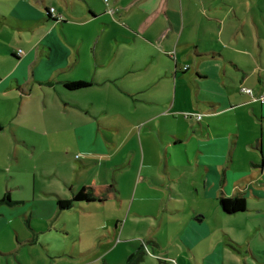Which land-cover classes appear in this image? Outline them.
Wrapping results in <instances>:
<instances>
[{"label":"crops","instance_id":"1","mask_svg":"<svg viewBox=\"0 0 264 264\" xmlns=\"http://www.w3.org/2000/svg\"><path fill=\"white\" fill-rule=\"evenodd\" d=\"M82 1L85 8H78L73 0H64V8L41 0L42 9L32 0H10L8 9H0L1 26L7 23L11 29L28 28L33 32L29 42L22 38L9 42L1 37L0 96H16L20 102L17 114L22 117L26 109L31 112L32 103L29 106L28 102L35 97L32 93L35 84L43 91L50 88V95L59 100L63 111L71 113L69 109H73L75 116L80 117L72 140L85 162L87 157L96 160L116 155L122 146L112 141L106 150L103 144L109 142L106 130L119 134L125 121L133 120L136 102L149 107L147 114L140 113L135 125L141 124L148 132L151 130V141L156 139L159 152L164 151V159L156 155L154 163L159 162L165 175L171 173L172 167L177 172L188 169L191 175L202 178L197 185L193 184L198 186L196 195L201 196L200 200L185 212L179 229H173V234H180L178 237L190 254L192 264H264V240L252 236L238 242L228 232V223L225 225L223 221L226 216L243 215L246 210H264V102L259 100L264 91V0H95L98 5L94 0ZM50 7L62 16V21L50 23L52 18L47 14ZM71 28H76L79 34H73ZM87 37L93 38L88 47L83 42ZM18 44L23 48L16 46ZM18 49L24 54L17 55ZM64 80H86L90 85L68 90L62 86ZM242 87L249 88L251 95L241 91ZM84 89H96L105 97L104 102L96 104L92 97L78 100L70 94ZM142 92L154 93L150 100H137L136 94ZM49 93L44 92V98ZM115 102L121 114L116 120L103 123ZM195 112L205 115L197 121ZM178 119L181 121L176 122ZM43 125L40 134H46L47 125ZM90 126L93 128L89 129ZM38 128L31 122L20 127L32 131ZM135 128L132 124L130 131ZM95 129V142L99 147H85L81 138L91 144ZM195 136L198 144L195 143L192 158L187 150L179 149L186 154L187 164L170 165L171 148L181 147L185 138ZM13 137L32 147L37 142L32 136L15 131ZM132 157L131 153H126L116 163L122 167ZM153 157L154 153L149 150L142 162H153ZM150 178L159 182L151 169L146 176L147 184ZM63 180L66 182L65 178ZM104 186L118 192L107 181L97 187L85 186L87 188L80 192L70 189L72 195L85 194L90 200L94 196L88 194V189L102 193ZM18 188L9 192L5 181L0 182V197L8 191L10 200L0 202V226L9 225L18 230L15 219L19 213L15 205L29 203L26 205L30 210L32 207L43 210L36 224L29 223L35 232H49L53 228L69 232L65 220L52 223L61 213L55 201L64 198L63 195L57 190L45 192V195H53L45 199L32 191V195L25 198L17 194ZM222 196H244L246 210L223 212L219 204ZM140 202L143 201H137L133 211L135 215L143 213L138 207ZM97 203L95 201L94 205L98 206ZM146 213L156 215V212ZM117 222L113 224L114 235L118 232ZM164 222L179 224V221L162 217L161 225ZM141 230L147 233L145 228ZM159 230L147 241L158 244ZM123 232L122 224L120 235ZM136 232L141 231L134 229L126 234ZM25 241L33 240L22 239L21 243ZM138 245L131 243L132 251ZM5 252L0 247V264H11Z\"/></svg>","mask_w":264,"mask_h":264},{"label":"rangeland","instance_id":"2","mask_svg":"<svg viewBox=\"0 0 264 264\" xmlns=\"http://www.w3.org/2000/svg\"><path fill=\"white\" fill-rule=\"evenodd\" d=\"M8 1L10 0H0V9H8L10 5ZM32 1L38 3V6L43 9L41 0ZM73 1L78 8L86 7L82 0ZM44 3H52L61 8L65 6L64 0H44ZM95 3L98 5V1ZM53 22L54 20H50V23ZM3 24V26L0 25V39L3 37L9 42H13L12 39L20 41L22 38V41L29 42L33 36V32L28 28L14 30L7 23ZM71 32L75 35L79 34L76 28H71ZM92 39V37H87L84 38L83 42L87 43L88 47ZM16 46L23 48L22 44ZM0 63H2L1 59ZM8 68L6 66V69ZM44 92H50L45 96L46 98H44ZM32 93L35 97L32 98V102H28L29 106L32 103L31 112L29 113L26 109L22 117L17 114L20 102L16 96H0V123L4 128L0 131V182L5 181V186L9 192L11 189L19 187L16 189L18 190L17 194L25 198L30 197L32 191H35L37 196L47 199L53 195H45L44 193L56 190L64 198H71L72 188H76V192H80L89 185L97 187L104 184L105 181L110 186L113 184L118 192L107 190L104 186L102 193H94L89 188L88 193L94 196L90 200L86 198L85 194L82 197L75 195L73 209L60 211V215H56V218L54 217L52 220V223L65 220L69 232L53 227V230L49 232L47 230L35 232L29 223L32 221V224H36V220L42 218L43 210L41 207H32L30 210L26 205L29 203L15 205L18 207L17 212L19 213V217L15 221L19 229L14 230L9 225L3 226L2 223L0 226L2 241L0 247L6 251L4 253L5 258L9 257L11 264H124L126 255L132 251L131 243H142L146 246V255L141 264H192L190 254L184 246L182 247L183 243L178 237L180 234L177 236L173 234V229L181 226L180 222L184 220L185 212L187 213L192 206H196L200 200L198 198L201 196L196 195L198 186L194 187L193 184L197 185V182L202 181V178L197 174L191 175L188 169L177 172V169L172 167H170L171 173L165 175L164 170L159 168V162L154 163L156 155H162V160L164 159V151L159 152L160 148L156 139L151 141V130L148 132L147 129L141 127V124L135 125L137 118L142 115L140 113L147 114L149 107L136 102L135 111L132 112L133 120L125 121V125L119 130V134H113L112 130H106L105 133L109 139L108 143H103L106 150L109 149V143L112 141L119 142V146H122L121 149L119 148L117 157H115L117 154L112 158L105 156L96 158V160L87 157L85 162L83 154L76 149L72 140L75 125L79 123L80 117L75 116L73 109H69L71 113L63 111L60 108L59 100L50 95V88H45L43 91L35 84V91ZM153 93H137L135 97L138 98L137 100L141 98L150 100ZM70 94H73L78 100L92 97L96 104H101L105 99L104 96L96 92V89H84L81 92L75 91ZM44 101L47 102L44 103ZM120 114L119 104L115 102L111 114L102 122L116 120ZM193 115H200V118L196 119L199 121L205 114L195 112ZM178 121L181 119L176 122ZM30 122L37 124L39 128L36 131L20 129L24 123ZM43 124L47 125L46 134H40L44 127ZM98 124L103 127L102 123ZM132 124L136 127L133 132L130 131ZM14 131L22 133L26 137L32 136L37 140L36 145L32 147L21 143L17 140L18 138L13 137ZM127 131L129 134H127L124 142L123 138ZM78 132L79 130H77ZM95 133L96 129L91 144L81 138L85 147H99L95 142ZM151 136L157 138L155 134H151ZM195 143L198 144L196 136L192 139L189 137L184 139L181 147L171 148L172 159L169 164L174 167L186 165V154L179 149L187 150V154L192 158L196 150ZM149 150L154 153L153 162H142L143 155L145 158ZM126 153H131L133 157L131 160L127 159L121 167L120 163H116V160H121ZM150 169L152 172L154 170L155 177L159 182L150 178L148 184L146 183V176ZM177 173L180 174L179 177H177ZM63 178L66 179V182ZM96 195H99L100 198H97ZM132 200L134 201L131 206ZM95 201H98V206L94 205ZM137 201H143L138 205L143 213L135 215L133 211L137 206ZM129 207L132 210L130 212H128ZM88 208L89 210H87ZM146 212H156V215ZM241 214L243 215L224 217L223 221L225 225L228 223L227 229L230 235L238 239V242L245 241L252 236L264 240V210H246ZM105 217L111 218V222ZM162 217L168 221H179V224L168 225L164 222L161 225ZM116 220L119 226L117 234L114 235L112 231ZM122 224L124 225V232L120 235L119 230ZM144 228L147 231L146 234L144 230H141ZM134 229L141 232L126 234V232ZM158 230L157 237L160 238V242L157 241L158 244L153 245L147 240H150L152 235H156ZM218 235L222 236L220 232ZM29 238L33 241L21 243L22 239ZM153 242L155 243L154 240ZM15 248L21 250L12 252L11 250Z\"/></svg>","mask_w":264,"mask_h":264},{"label":"trees","instance_id":"3","mask_svg":"<svg viewBox=\"0 0 264 264\" xmlns=\"http://www.w3.org/2000/svg\"><path fill=\"white\" fill-rule=\"evenodd\" d=\"M50 18L57 21L56 18L52 17L48 11ZM63 20V19H62ZM60 20V21H62ZM62 86L68 90H79L86 88L90 85L89 81L86 80H64L61 82ZM3 130V125L0 123V131ZM89 194V193H88ZM74 193L71 198H57L56 206L59 211L70 210L74 207ZM0 202H10L8 191L0 197ZM220 208L225 213H235L239 211H244L247 208L246 198L244 196H233V197H220L219 198ZM146 255V246L145 244H140L134 247V250L130 252L125 259L124 264H140L144 261Z\"/></svg>","mask_w":264,"mask_h":264},{"label":"built area","instance_id":"4","mask_svg":"<svg viewBox=\"0 0 264 264\" xmlns=\"http://www.w3.org/2000/svg\"><path fill=\"white\" fill-rule=\"evenodd\" d=\"M48 11L52 17L56 18L57 21L62 20V16L60 14L55 13L54 7H50L48 9ZM21 53H22V50L18 49L17 55H20ZM241 91L251 95V90L249 88L242 87ZM259 100H260V102H264V91L262 92V95L259 97ZM187 114L188 113H186L185 115H187ZM195 116H196V118H200V115H195Z\"/></svg>","mask_w":264,"mask_h":264}]
</instances>
